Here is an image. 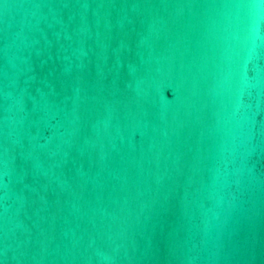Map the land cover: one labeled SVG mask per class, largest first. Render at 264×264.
Here are the masks:
<instances>
[{
  "label": "water",
  "instance_id": "95a60500",
  "mask_svg": "<svg viewBox=\"0 0 264 264\" xmlns=\"http://www.w3.org/2000/svg\"><path fill=\"white\" fill-rule=\"evenodd\" d=\"M0 264H264V0H0Z\"/></svg>",
  "mask_w": 264,
  "mask_h": 264
}]
</instances>
